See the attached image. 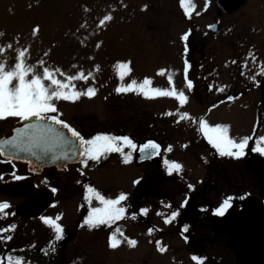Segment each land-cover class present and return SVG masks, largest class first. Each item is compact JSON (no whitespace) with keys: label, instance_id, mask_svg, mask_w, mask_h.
<instances>
[{"label":"rangeland","instance_id":"obj_1","mask_svg":"<svg viewBox=\"0 0 264 264\" xmlns=\"http://www.w3.org/2000/svg\"><path fill=\"white\" fill-rule=\"evenodd\" d=\"M191 3L195 7L186 16L180 0H0V46L12 45L0 54V61L11 67L14 50L23 47L29 49L26 63L35 65L41 75L43 67L60 69L56 78L67 82L68 76L93 73L87 81L71 83L77 90L93 87L95 95H82L74 102L55 101L61 119L86 139L97 133L128 135L137 143L156 140L162 151L159 160L142 166L133 163L134 152L128 163L113 152L89 161L87 166L79 163L68 168L51 198L49 216H44H59L62 240L71 238L79 224L67 249L61 256L41 253L49 249L50 241L53 245L57 240L40 217L28 221L15 218L13 242L4 243V250L19 253L25 264H196L193 255L204 258L203 264H236L234 247L222 236L211 234L208 226L226 198L232 197L230 204H237L264 197V155L252 151L264 146L257 144L264 136V75H258L264 66V0H248L231 15L219 14L216 0ZM105 15L111 19L99 25ZM213 24L218 26L216 33L209 31ZM185 32H189L186 41L181 39ZM41 60L43 66L38 63ZM117 62H129L132 70L123 81L113 67ZM243 64L246 67L242 69ZM161 69L163 73L158 74ZM253 76L255 80L250 79ZM145 77L151 79L153 88L174 86L183 91L186 103L180 105L175 97L115 92L117 86ZM186 77L192 81L191 90ZM229 96L234 99L229 100ZM257 102H263V108L255 111ZM177 111L191 119L177 122ZM200 117L209 125H228L229 135L237 142L252 137L245 155L214 159L219 153L198 131V123H193ZM257 117L261 118L258 124ZM169 145L171 151H166ZM165 160L179 163L181 170L169 174ZM37 177H30L29 182L39 181ZM137 180L139 183L133 184ZM85 184L106 198L125 193L124 216L112 225L90 229L80 219L89 211ZM2 201H7L11 210L24 200L0 194ZM92 206L99 203L93 199ZM141 208L147 213L140 214ZM168 211H178L171 227L163 222ZM133 212L137 213L135 219ZM149 228L153 229L151 234ZM116 229L120 230V243L112 249L108 237ZM124 237L137 244L129 246ZM157 240L166 247L165 252L157 250Z\"/></svg>","mask_w":264,"mask_h":264},{"label":"snow or ice","instance_id":"obj_2","mask_svg":"<svg viewBox=\"0 0 264 264\" xmlns=\"http://www.w3.org/2000/svg\"><path fill=\"white\" fill-rule=\"evenodd\" d=\"M180 6L184 10L186 16L190 15L194 4L191 0H180ZM146 7V6H145ZM198 14V13H197ZM111 19L110 15H105L100 21L99 25H104L105 22ZM84 27V25H81ZM38 32V26L33 28L32 34L36 35ZM189 32H185L181 39L187 40ZM99 46V45H97ZM7 49H12L11 44H6L0 46V54L4 53ZM187 46H185V52H187ZM16 52L15 62L9 67L6 61H0V118L6 117H17L20 120L28 121L32 120L34 123L25 124L22 128L16 129L17 133L15 136L0 140V156H8L9 161L15 158V152H28L31 153L37 160L43 158V156L52 154L53 159H59L66 157L68 154L76 156L79 158V163L82 166H87L89 161H98L101 156L106 153H119L123 162L127 163L132 157L133 152H138L141 159L151 158L152 156L158 155L161 150V145L154 140H147L143 143H137L128 135H113L106 133H97L90 138H85L81 133L74 128H72L63 119L59 118L57 115L58 109L56 107L55 101L65 100V101H76L80 96L86 95L92 97L95 95V89L93 87H87L83 90H77L75 85L71 83L73 80H84L87 81L89 77L93 76L92 72H88L84 75L83 72L77 73L75 76L66 77L67 82L61 79H57L55 76L56 72L60 69H52L49 67H43L42 75L35 71V65H28L26 63V54L29 52L28 48H17L14 50ZM248 56L252 58L255 62V56L251 51H249ZM248 57L245 58L247 60ZM38 63L43 66L44 61H38ZM235 63V61H233ZM114 70L118 78L123 81L125 77L132 71L129 62H117L114 66ZM246 67V64L242 65ZM189 68L188 61L185 60L184 71L187 73ZM164 70H158V74H162ZM29 74L31 77L29 78ZM243 75V70L241 72ZM258 75H264V66H261ZM186 84L189 90L192 89L193 84L191 80L187 77ZM250 79L255 80V76L250 77ZM47 80L49 83L45 85L44 81ZM168 82L172 85V76H168ZM152 81L150 78L145 77L142 81L137 82L135 79L131 80L126 84H121L115 88L117 94L121 93H139L145 97H175L180 105L186 103L187 97L183 91H177L175 87L171 89H160L153 88L150 85ZM211 85L209 88L211 89ZM223 90V89H218ZM229 100L234 99V97L229 96ZM171 115L172 113H168ZM175 115L179 119L189 118L187 113H181L177 111ZM193 123H198V131L203 133L204 137L207 139L208 143L215 148V150L221 155H227L233 158H240L245 155V148L248 141L252 137H243L237 142L229 135V126L216 124L209 125L204 117H200L198 121H193ZM59 126V128L55 127ZM59 129H66L67 134ZM75 141V145L73 144ZM258 145H264V136H260L257 140ZM78 145V147H76ZM67 151H63L64 148ZM61 149L60 157L55 156L54 149ZM127 149V152H125ZM39 150V152H37ZM166 151H171V145L168 146ZM252 151L258 152L264 155V146H256L252 148ZM164 164L167 167L169 174L173 172H179L182 166L173 161L165 160ZM14 179H23V177L16 176L13 174ZM80 183V181H77ZM139 181H133V184H137ZM193 186L189 185L191 189ZM84 200L89 204V211L87 216L84 217V224H86L90 229L98 227L100 225H112L114 222L120 220L125 212L126 208L122 204L123 201L127 199L125 193H120L114 199L106 198L99 191L95 190L89 185H84ZM51 191L55 193L56 188H51ZM243 199L244 197H240ZM95 199L99 206L93 207L92 200ZM232 197L226 198L217 209H215L216 214L223 215L227 208L230 206V200ZM10 205L7 201L0 202V213L7 215L4 211ZM183 207V204L181 205ZM170 207V206H169ZM146 208H141L139 210L140 214L147 213ZM137 213H131L133 219L136 218ZM160 215V213H157ZM178 211H173L170 217L165 218V223H169L171 219L177 217ZM45 225H48L54 232V239L59 241L63 238V228L57 223L59 216L55 219L50 217L40 218ZM9 229H14L15 225H9ZM187 229V225L184 226ZM5 231L0 229V232ZM153 231L152 228L148 229L149 234ZM120 230L116 229L108 237V246L115 249L119 246L120 240L117 239V233ZM122 235V233H121ZM11 239L10 236H0V240ZM127 240L129 246H135L137 241L124 237ZM49 251L54 252L55 246L49 242ZM157 250L161 253L166 251L165 246H161L159 240L156 241ZM192 260L196 264H203L202 257L193 255ZM7 264H25L24 257H13L9 255L7 258Z\"/></svg>","mask_w":264,"mask_h":264},{"label":"water","instance_id":"obj_3","mask_svg":"<svg viewBox=\"0 0 264 264\" xmlns=\"http://www.w3.org/2000/svg\"><path fill=\"white\" fill-rule=\"evenodd\" d=\"M247 0H216V4L220 10L230 15L237 11L242 4ZM217 26L213 25L209 29L210 31L216 32ZM34 123L32 120L19 121L16 123L12 130L8 131L3 135L0 140L9 139L15 136L17 133L16 129L22 128L25 124ZM59 128V126H55ZM67 134L66 129H59ZM75 145V141H73ZM78 147V145H76ZM63 151H67L65 147ZM39 152V150H37ZM61 149H54L55 156L60 157ZM159 155V154H158ZM158 155L152 156L151 158L141 159L140 154H135L134 160L140 164L143 161L153 160ZM9 159L8 156H2ZM14 157L11 160H15L21 163L35 162L44 166H57L62 163L77 164L79 158L68 154L66 157L53 159L52 154L49 153L43 156L42 159L37 160L31 153L28 152H15ZM9 190V188H6ZM51 200L50 194H40L37 197L28 198V201L16 207L15 215L21 216L25 219L31 217H38L46 211L48 202ZM264 213V209L260 206L251 205L248 209L243 212L237 208H230L227 213L223 215H216L211 220V230L215 234L224 233L230 243L235 245L233 251L234 258L237 264H264V220H259L255 215Z\"/></svg>","mask_w":264,"mask_h":264},{"label":"flooded vegetation","instance_id":"obj_4","mask_svg":"<svg viewBox=\"0 0 264 264\" xmlns=\"http://www.w3.org/2000/svg\"><path fill=\"white\" fill-rule=\"evenodd\" d=\"M263 102H257V107L254 108V110L256 111L257 109H261L263 107L260 106V104H262ZM257 113V112H256ZM58 115V114H57ZM59 118L62 117L61 114L59 113ZM20 121L19 118L17 117H6V118H0V139L2 138V135L5 134L6 132H8L10 129L13 128V125ZM261 122V118L257 117V124ZM153 140V139H152ZM155 142H157L156 140H154ZM158 143V142H157ZM161 151V150H160ZM162 153V151H161ZM160 153V155H161ZM134 157V154H133ZM133 157H132V161H133ZM250 157V156H249ZM160 156L157 159H154L153 161H157L159 160ZM214 159L216 160H221V155L216 154V156H214ZM231 160V158H230ZM9 160L2 158V156H0V194L3 195H8L12 198H21L22 200H24L22 203L26 202L27 199L29 197H36L39 194H47L48 192L51 193L52 197H54L55 193H57L59 186L61 185V182L63 180H65L63 175H67L68 172V168H74L78 165H66V164H61V165H57V167H49V166H41L35 163H30V164H22L16 161H11V162H7ZM153 161H146L143 162L142 164H136L137 166H142V165H147V164H151L153 163ZM233 162V160H232ZM258 161H253V163L255 164V166L261 168V165H257ZM128 163V162H127ZM134 163V162H133ZM32 168V171L29 172L27 171V169ZM152 170V172L154 171V169H150V171ZM23 171L28 172L26 174L23 173ZM13 174H15L16 176H20L23 177V179H14ZM36 175H38V179L39 181H32L29 182L30 177H35ZM60 176V177H59ZM38 186L41 187V189H37ZM56 188L57 191L55 193H53L51 191V188ZM6 188H9V190H6ZM173 191H171L172 193ZM170 193V192H169ZM170 193V194H171ZM174 193H172L170 196L173 197ZM52 201L49 202L48 207L46 208L47 210L45 211V213L42 216H38V217H33V218H28V219H24L20 216H16L14 214V209L9 210L8 208L5 209L4 211L7 213V215H4L2 213H0V229H4L5 231L0 232V236H5L8 237L10 236L11 239H7V240H0V261L2 262H6L7 261V257L9 255L13 256V257H19V253L16 252H12L10 248H8L7 250L3 249V244L4 243H11L13 242V235H14V230L16 229V219H22L23 221H28V220H33V219H38L40 217H44V216H49V210H50V203ZM21 203V204H22ZM251 205H255V206H260L261 208L264 209V197H261L258 201H241L240 203L237 204H230V206L227 208L229 209L230 207H235L237 208L239 211H243L245 212L249 206ZM169 211L171 209H168ZM166 214V217H170V213L173 212H169ZM216 214V212H215ZM214 214V215H215ZM213 215V216H214ZM212 216V217H213ZM257 219L259 220H264V213H260V215H255ZM212 217L210 218V221L212 219ZM16 218V219H15ZM81 220H84V216L82 215V217H80ZM209 221V230L210 233L215 235V236H222L226 241L229 242V240L227 239L226 235L224 233H220V234H215L211 231V223ZM164 225H169V227H171L170 225L172 224V219L169 221V223H165V218L163 219ZM9 225H15L14 229H9ZM79 224L77 225V227L75 226L74 230H76L71 238L73 236L76 235V232L79 230L78 228ZM185 233V232H184ZM187 235V233H185ZM111 235V234H110ZM70 237H64V239L57 241L55 244H53L55 246V250L54 253L55 254H61L67 249V245L69 244ZM187 240L191 239V236H186ZM12 244V243H11ZM230 244V242H229ZM233 246V244H231ZM234 247V246H233ZM235 248V247H234ZM41 253H50L49 249L48 250H42ZM264 263V262H263Z\"/></svg>","mask_w":264,"mask_h":264}]
</instances>
